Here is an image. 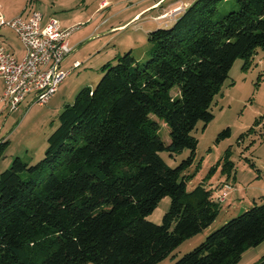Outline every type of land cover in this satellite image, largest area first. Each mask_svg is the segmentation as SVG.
Masks as SVG:
<instances>
[{"label":"trees","instance_id":"obj_1","mask_svg":"<svg viewBox=\"0 0 264 264\" xmlns=\"http://www.w3.org/2000/svg\"><path fill=\"white\" fill-rule=\"evenodd\" d=\"M220 1L193 0L148 32L144 62L126 51L104 64L97 83L59 112L44 157L29 165L16 156L0 173V264H157L214 221L213 190L188 191L182 174L196 151L191 131L213 118L210 106L233 63L241 58L245 68L264 49V0H235L238 9L215 18ZM184 148L190 155L176 167L160 155ZM163 197L170 205L154 224L147 215ZM263 241L264 202L172 264H235Z\"/></svg>","mask_w":264,"mask_h":264},{"label":"rangeland","instance_id":"obj_2","mask_svg":"<svg viewBox=\"0 0 264 264\" xmlns=\"http://www.w3.org/2000/svg\"><path fill=\"white\" fill-rule=\"evenodd\" d=\"M99 1L101 0H42V6L47 5L50 11L55 12L54 16H68L71 12H80V17L69 26L71 45L75 38L97 27L92 31V36L86 38L65 58L61 66L63 69L66 65L71 67L74 60L80 62L81 66L71 71V76L64 83L73 85L74 82L82 84L88 81L87 83L94 86L103 75L102 66L107 62L116 63L115 57L126 51H131L135 59L144 62L152 47L148 32L162 26L164 22L171 23L180 13L177 12L171 17L173 10L180 7L179 11L186 7L181 1L192 0H108L86 20ZM0 3L7 11V0H0ZM236 9L238 4L235 0L220 1L213 17H221ZM167 12V16L160 18ZM242 64L241 58L233 63L227 79L216 93L210 106L213 118L206 126L199 121L191 131L197 139L196 151L192 163L182 173L187 175L188 191L202 185L211 188L213 196L216 197L220 192V185L224 182L231 186V191L225 201L220 202L218 214L208 228L184 239L169 256L157 264L174 263L184 253L203 242L223 223L264 202V190L261 189L264 186V49L256 50L248 66L243 68ZM75 77L77 78L73 80ZM82 86L84 85H80L76 92ZM175 93L176 91H173L171 94ZM28 100L29 97H26L20 102L15 111L5 110L0 114V141L4 138L8 141L0 156V173L10 166L16 156L29 165L40 161L48 146L47 136L58 125L60 110L54 111L53 102L28 105ZM256 120L259 123L255 124ZM160 124V135L169 142L168 127ZM226 128L229 129L230 136L217 141V134ZM160 155L165 163L176 167L190 155V150L184 148L174 155L167 151L161 152ZM226 161L232 163L229 171L224 170ZM25 176L27 174L23 172L21 177ZM169 201V197L161 198L155 209L147 215V220L154 224L161 223L163 214L168 211ZM263 254L264 241L248 248L235 264H255Z\"/></svg>","mask_w":264,"mask_h":264},{"label":"built area","instance_id":"obj_3","mask_svg":"<svg viewBox=\"0 0 264 264\" xmlns=\"http://www.w3.org/2000/svg\"><path fill=\"white\" fill-rule=\"evenodd\" d=\"M179 8L173 10L171 17L184 9L178 11ZM167 14H162L160 18ZM42 18V13L35 9L27 16L16 15L8 19L0 16V27L10 28L19 38L24 51L23 57L17 60L0 42V78L4 81L0 103L7 104L10 111L16 110L20 102L29 96L31 104L45 105L69 74L60 65L72 50L69 47L71 28H63L56 18L42 24ZM80 66V62L74 61L72 68ZM220 187L215 200L223 202L231 186L224 182Z\"/></svg>","mask_w":264,"mask_h":264},{"label":"crops","instance_id":"obj_4","mask_svg":"<svg viewBox=\"0 0 264 264\" xmlns=\"http://www.w3.org/2000/svg\"><path fill=\"white\" fill-rule=\"evenodd\" d=\"M192 1H189V2L188 1H185V2L181 1V2L185 3V5L187 6ZM107 2H108V0L99 1L98 5L94 8L95 10L92 13H90L88 15V17H86V20H88L94 14V12H97L99 10V8H101V6L103 7ZM42 5H43L42 0H7V11L5 9H3L4 6L0 3V16H3L5 19L16 17V15L27 16V15H29L31 10L35 9V10L40 11L43 15L42 24L45 23L50 18H54V19L56 18L59 21V24H61V26L63 28H69L70 25H73V21H75V19L77 17H80V15H78L80 13V12H78L79 10L76 11L78 13L71 12L68 14V16H65L66 14L54 16V13H55L54 11H50L48 9L47 5H45V6H42ZM39 7H43V8L39 9ZM156 16H154V17H156ZM156 22H158V21L156 20ZM164 23H168V22H164ZM95 29L94 30L92 29V31H95ZM92 31H88L87 33H83L79 37L75 38L72 45L69 43V47H71V49H72L71 52L74 50L75 47H78L79 45H81L86 38H89L90 36H92V34H93ZM0 42L2 43V45L4 46V48L7 51L12 52V54L15 56V58L17 60L23 57L24 51H23L22 44L19 41V38L16 37V35L14 34V32L10 28L4 27V26L0 27ZM74 61H77V60H74ZM63 62H65V59L61 62L60 67L64 64ZM78 68H80V67H78ZM64 69L69 71V74L67 75V78H68L69 76H71V73H72L71 71H73L74 69H77V68H72V65H71V67H67V65H66V68H64ZM76 78L77 77L73 78V80ZM65 80L58 86V91L53 96H51L50 99L47 101V102H50V101L53 102L54 105L52 103H50V104L54 106L53 109L56 112L59 110L61 111L62 108L64 107V105H66L68 103H72V101H69V100H70V98L74 97L75 93H77L76 91H77V89H79L78 87H80V85H87L90 87L93 86L92 83H87L88 81H84L83 83L81 82L82 84H77L76 82H74L73 85H71V83L69 84V82L64 83ZM89 82H92V81H89ZM82 87H84V86H82ZM3 90H4V81L2 80V78H0V95L2 94V92H4ZM31 99L32 98L29 96V100L26 101V103L28 105H31V103H30ZM5 110H8L7 112L10 111L7 104L0 103V114H2ZM13 111H15V110H13ZM13 111H10V112H13ZM6 119H5V121H6ZM0 130H1V126H0ZM261 189L264 190V186Z\"/></svg>","mask_w":264,"mask_h":264}]
</instances>
